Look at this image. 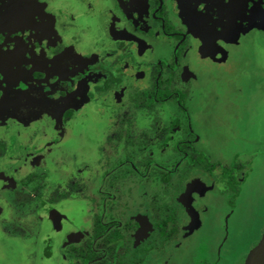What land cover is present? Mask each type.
I'll return each instance as SVG.
<instances>
[{
	"label": "flooded vegetation",
	"instance_id": "1",
	"mask_svg": "<svg viewBox=\"0 0 264 264\" xmlns=\"http://www.w3.org/2000/svg\"><path fill=\"white\" fill-rule=\"evenodd\" d=\"M4 1L0 0V160L10 156L11 152L10 150L7 153V134H1L8 126L2 128V123L6 124L5 119L10 118L23 97L26 98L27 88L34 89L35 84L48 91L46 82L49 80L50 88H55L56 101L50 102L48 98L30 96L29 99L36 101L39 110H42L44 105L48 112L51 109L50 113L59 128L64 124L67 111L72 108L78 113L74 116H78L85 106L92 111L89 112L92 118L95 115L101 116V121L104 122L106 113H111L118 121V124H107V130L98 133L95 138L97 154L96 157L94 155L96 160L91 166L94 171L92 169L90 173V178L94 181L90 187L93 188L92 195L84 193L81 182L86 179L79 176L76 178L80 182L69 185L70 192H54L50 195L49 188L46 187L47 198L44 200L46 203H43L46 209H43V218L49 219L54 239L64 234L63 240L66 238V241H55L59 252L54 254L52 244L50 245L51 239L46 236V240H43L46 249L43 260L51 263L56 257L58 263L68 261V264H194L198 259V264H208V260L201 262L200 254L204 250L203 255L207 259L211 258V251L206 254L205 251L208 248L213 251V247L204 243L203 248L200 245L198 251H191L190 259L181 254L187 242L203 233L209 216L207 207L211 206L212 219L218 221V216L223 220L220 226L223 238L219 240L217 259L209 264H226L227 259L223 251L233 236L240 188L256 173L252 159L245 156L246 161H242L239 154H236L230 164L220 160L214 161L210 155L195 148L200 139L196 141L194 131L188 133V128L183 130L176 116L172 117L176 127L170 126L153 132L160 140L157 144L147 132L133 135L131 130H127V126L132 123L126 119L127 109L130 106L140 112L141 117L153 127L159 120L158 105H165L173 100L178 109L185 113L183 103L187 94L173 92L169 88L178 69L179 59L185 55L199 54L208 58L210 63L218 62L223 65L229 62L232 49L242 46L243 41L250 36L257 38V35H264V0H187L193 5L181 6L189 7L188 15L180 14L177 11L178 6L175 9L179 16L182 15L180 18L184 23H192L185 30V24L177 28L171 22L166 0H63L60 4V0H38V6H42L46 13L52 16V21L46 25L40 22V17L35 22L34 18H31L32 21L25 19L23 9L17 6L14 11L4 13L1 5ZM176 1L181 3L184 0ZM97 8H101L105 14H101ZM206 10L209 12L207 16L203 15ZM138 13L148 19L149 28L138 22L140 19L135 16ZM84 19H87L86 24L82 23ZM181 20L177 21L180 23ZM58 22L62 23V28ZM21 25L29 27L31 37L23 35L26 32L23 27L18 29ZM151 26H155L157 30H150ZM37 29L40 31L37 32ZM90 29L93 33L88 31ZM131 29L135 33H131ZM140 36H146L151 42L139 39ZM173 37L176 38L175 41ZM256 38L253 39L255 44ZM157 41L166 45L170 52L164 51L163 55ZM217 53L219 57L216 59L213 54ZM115 54L132 58L136 67L135 73L138 72L136 76L140 79L146 77V72L154 74L158 71L155 79L157 90L159 79H162L163 89H167L170 94L167 98L155 97L157 102L153 111H142L136 109L133 103H127L131 91L126 90L127 87L111 96L104 91L105 81L109 79L108 72L111 75L114 69L111 58ZM152 54L169 57L158 58L153 64L147 60ZM246 59L248 60L244 67L239 69L240 73L238 71L233 81L228 82H233L236 86L237 90L233 95H241L242 102L238 104L247 107L244 110L247 120L251 116L253 101L256 98L264 99V68L254 61L250 53ZM151 66H156L157 71L149 72L147 67ZM110 67L112 71H109ZM259 67L263 70L258 71ZM63 70L68 76L69 84L64 80L58 83L55 78V73ZM119 71L123 74L127 72ZM186 71L192 75L188 63ZM163 72L169 74L167 80L163 79ZM257 73L261 75L257 77ZM49 76L53 78L49 79ZM66 87L73 90L66 94ZM122 92L124 96H121ZM121 98L124 101H121ZM111 99L113 103L119 102L117 108L110 106L108 101ZM91 100L97 105V110L89 108ZM27 110L31 111L28 107ZM186 114L188 126H191L190 113ZM81 115L84 117V113ZM106 118L113 120L110 115ZM118 125L121 126L120 130L115 129ZM10 138L15 139L12 136ZM136 140L139 141L137 145L134 144ZM113 142L115 146H112ZM108 144L112 146L113 156L116 159L122 157V160H110L111 156L104 151L105 147H109ZM151 145H154V148L149 150L148 146L152 147ZM41 149L43 148L40 146L37 153H27V166L32 171L40 162L34 161L33 158L45 156L46 152ZM136 151H141V154L134 155ZM163 158L169 159L170 162L164 163ZM18 172L16 169L10 173L9 178H0V204L9 210L10 216L13 215L5 193L10 187L17 185L15 174ZM30 173L28 176H31ZM204 173L209 175L210 184L201 178ZM64 194H68V197L63 198ZM54 197L56 201L52 204L50 200ZM216 202L222 203V207L226 206L225 209L218 210ZM76 203L88 207L86 217L81 221L90 218V223L84 222L86 226L74 220L77 215L71 217L68 213ZM30 219L35 220L34 216ZM12 223L7 235L17 234L23 237L25 229ZM36 225L35 220L34 224H26V227L33 229ZM262 229V237H259L256 244L251 245L250 242L249 251L239 264H246L249 255L262 244L257 246L264 240V225ZM67 237L76 241L68 240ZM30 238H33V234L23 237ZM263 254L264 252L260 261H264Z\"/></svg>",
	"mask_w": 264,
	"mask_h": 264
},
{
	"label": "rangeland",
	"instance_id": "2",
	"mask_svg": "<svg viewBox=\"0 0 264 264\" xmlns=\"http://www.w3.org/2000/svg\"><path fill=\"white\" fill-rule=\"evenodd\" d=\"M62 1L63 0H60L59 4ZM38 2V0H5L1 5L4 13L10 12L11 10L14 11L17 6L23 9L22 12L25 15V19L34 18L33 22H35L40 17V22L46 25L52 21V16H49L42 6L39 7L38 5L40 4H38ZM19 3L23 4L18 5ZM166 4L169 18L171 22L175 24V27L178 28L182 26V24H185L183 25V30H185L186 27L192 24L189 21L188 23H184V20L182 21L180 18L182 15L179 16L177 14L178 11L180 14L184 13L188 15L190 13L189 7H182L181 5H193L192 3L187 0L181 1V3H178L176 0H166ZM177 6L178 8L176 11L175 9ZM97 10H99L101 14H105L101 8H97ZM207 13H209L208 10H206V13L203 15L207 16ZM135 16L140 19L138 22L142 23L145 28H149V21L147 18H143L139 13ZM86 20L87 19H84L82 23L86 24ZM177 20H181V22L179 23ZM59 24V27L62 28V23L60 22ZM22 27L24 31H26L23 35L26 34L31 37V30H29V27L21 25L18 29ZM92 28H94V26H92ZM150 30L156 31L157 29L155 26H151ZM38 31L40 30L37 29V32ZM88 31L93 33L91 29ZM130 32L133 33L134 30L131 29ZM145 37L146 36H140L138 38L147 40ZM255 38L256 37L250 36L243 41L244 44L242 46L232 49L229 62L223 65L218 62L210 63L208 58L202 57L199 54L188 55L189 57L185 55V57L179 59L178 69L171 79L169 88L170 91L187 94L186 100L183 103V108H186L185 113L180 111L175 101L172 100L168 104L157 106L159 120H157L158 122L156 121L157 124L155 127L147 123L145 118L141 117V113L136 112L130 106H128V115L126 116V119L132 121L131 125H126L127 130H131L132 134L136 136L142 135L143 132H147L152 136L156 144L160 140L157 139L158 137H155L153 132H159L170 127L172 123L175 122L172 117L176 116L183 130L188 128V133L194 131L197 136L196 141L200 139L199 144H196L195 148L210 155L214 161L220 160L226 164H230L236 154H239L242 161H246L245 156L252 159L253 168L256 170V173L253 177H249L250 179L240 188L241 195L236 204L237 209L235 208L237 217L233 222V236L228 240V243L225 245V251H223L227 259L226 264H239L241 259H243L249 251L250 242L251 245H253L259 240L264 225V99L261 100L256 98V100L253 101L251 116L246 120L244 110H246L247 107L238 104V102H242V97L241 95L239 96V93H237L238 96L233 95V92L237 90L236 86L233 82H228L233 81V77L236 76L238 71L240 73L239 69L244 67L248 60L246 56L249 53L254 57V61L258 63L260 67L264 68V35H257L256 44L253 41ZM175 40L176 38L173 39V41ZM147 41L151 42L150 40ZM157 42L162 49L163 55L165 52H170V49H166V45H163L160 41ZM155 47L154 45V48ZM30 53L32 54V48ZM44 53H49V51H44ZM213 56L216 59L219 57L218 53L213 54ZM168 57L169 56L158 57L157 54H152L147 60L154 64L156 59H167ZM187 63L192 75L186 71ZM260 67L258 71L263 70ZM147 68L149 72L156 70V66ZM63 72L55 73V78L58 83L64 80L66 84H69L65 70H63ZM259 74L260 73H257V77L261 75ZM162 77L164 80H167L169 74L163 72ZM48 78L52 79L53 76H49ZM260 81L261 80H259V82ZM131 83L136 87L134 91H130L131 94L127 101L129 104L140 98L139 91L141 89L137 88L144 82L142 80L138 82L135 80L134 82L131 81ZM46 84H48V91L43 89L41 85L37 86L36 84L34 89L27 88L26 98L23 97L16 111L12 113L10 118L5 119L6 124L2 123L1 126L2 128L5 125L8 126L1 134L2 136L7 134L8 137L5 139L8 149L7 153H9L10 150L11 152L9 153L10 156H6L0 160V178L1 176L9 178L10 173L16 169H18L19 172L15 174V178L17 179L15 183L17 182V185L10 187L5 193V195L7 194L6 197L9 199L10 211L13 216H10L9 210L5 208L3 204H0V264H68V261L58 263L57 259H55L56 257H54L51 263H47L43 260V255H46L43 240H46V236L51 239L50 245L52 244L54 254L59 252L58 245L55 241L61 243L66 241V238L63 240L64 234L54 239L50 230L49 219L43 218L42 212L43 209H46L43 204L46 203L44 200L47 198L46 187L48 186V193L50 192V195L54 192H70L69 185L74 182H80L78 178H76L79 176L82 179H86L81 182L84 186V193L92 195L93 188L90 189V187L93 186L94 181L92 182L90 173L93 169L91 166L96 160L94 155L96 157L97 154V149L94 146L95 142H97L95 138L98 137V133L100 134L102 131L107 130L109 127H107V124H118L117 119H115L111 113H106L104 122L101 121V116L95 115L92 118L91 113H87L82 117L81 113V116L72 117L71 122L65 126L63 125L64 128H59L50 113L51 109L48 112L46 105H44L43 109L39 110V105L36 101L34 99H29L30 96L32 98H48L50 102L51 100L56 101L57 93L55 92V88H50L49 80ZM94 92L96 93V91ZM121 96H124L123 92ZM1 100L2 98L0 101ZM120 100L122 101L123 98ZM108 103H110L113 109L117 108L116 105L119 104V102L113 103L112 99L109 100ZM27 107L31 109L32 112L28 111ZM35 108H37L39 112H36L37 110H35ZM186 112L190 113L191 126H188L189 121ZM109 115L113 120H108V118H106ZM119 128H121L119 125L115 127L116 130ZM10 136L15 139L10 138ZM134 144H139V141L136 140ZM103 145H105L104 142ZM40 146L43 148L41 150L46 153L45 156H35L33 158L34 161L40 160V162L39 165H35L36 167H34L32 171L29 166H27L29 160L27 153L30 151L37 153V149H39ZM112 146H115L114 142ZM112 146L109 145V147L104 148V151H107L106 154L111 156L110 160L113 162L122 160V157L116 159L113 156ZM151 146L152 147L148 146L149 148H147L149 150L153 149L154 145ZM146 153H148V151H146ZM124 154H126V152ZM140 154L141 151L134 152L136 156ZM241 160L239 161L241 162ZM162 161L164 163L170 162L169 159L164 158ZM30 171H32V173H30ZM28 173H30L31 176H28ZM201 178L207 180L204 182L210 184L209 175L204 173V176L201 175ZM209 200L213 201V199ZM216 204L218 205V210H224L226 207H222V203L220 202H216ZM99 206H101V203H99ZM204 206L207 207L206 203H204ZM71 208V212L68 213L71 214V217L77 215L74 220H78L83 226H86L84 222L90 223V218L81 222L83 217H86L85 212H88V207L76 203ZM207 209L209 210V216H207L206 223L204 224L203 233L198 237H194L184 245L181 256L190 259L191 251L193 249L198 251L200 245L203 248L202 243H204L207 246H212L213 251L208 250L209 248L205 251V254L208 251L212 253V257L207 259V257L203 255V250V253L200 254V256H202L201 262H203V260H208L213 263L219 255V240L223 238V235L220 234V226L223 220L218 218V216L216 217L218 221L213 220L211 206L207 207ZM31 216H34L37 221V225L33 229L26 227V224L31 226L35 223V220L30 219ZM19 218H21L20 221ZM11 223L14 226L25 229V231H23V237L26 238L33 234V238L23 239V237L17 234H15V236L7 235L9 234L8 231H10L9 226ZM48 234H50V236ZM67 238L68 240L76 241L74 238ZM262 241L263 240H261L257 246L260 245ZM178 257H180L179 253ZM177 260L180 261L178 258ZM193 263L198 264V259Z\"/></svg>",
	"mask_w": 264,
	"mask_h": 264
},
{
	"label": "trees",
	"instance_id": "3",
	"mask_svg": "<svg viewBox=\"0 0 264 264\" xmlns=\"http://www.w3.org/2000/svg\"><path fill=\"white\" fill-rule=\"evenodd\" d=\"M111 62H112V67H114V69L111 75L108 72L109 79L108 81H105V84H104V91L107 92L106 93L107 95L109 94V96H111L113 93L115 94L119 90H122L123 88H126V87H127L126 90L134 91L136 86H133L131 81L134 82L136 80L138 82L139 80H142L144 83L137 88V89L139 88L141 89L139 91L140 98L133 102V105L136 109H139L142 111H144V109L146 111H153L152 109L157 102L155 97L167 98L169 96L170 93L168 92V90L163 89L162 79H159L158 90H157V84L155 83V79L157 78V73H158L157 70H156L157 72H155L154 74L146 72L145 73L146 77L140 79L136 76L138 72L135 73L136 67L134 65V62L132 61V58L130 59V58L124 57L123 55L115 54L111 58ZM102 64L103 63H101V65ZM119 70L121 71L126 70L127 72L126 74H123V72L121 73ZM109 71H112L111 67L109 68ZM104 76L106 77V73H104ZM132 77H134L133 78L134 80L132 79ZM72 90L73 89L66 87V94ZM130 94H128V96H130ZM88 106L89 108L92 107L96 110L98 109L97 105L95 104L93 100L90 101V105L88 104ZM89 112H92V111H90V109H88L86 106L82 108L81 110V113H84V114H87ZM74 114H75L74 109L66 112V115L63 121L64 126L67 125L69 122H71V119L74 116ZM63 125L60 127L62 128ZM176 126H177L176 122H173V124L171 125V127H176ZM67 197H68V194L63 195V198H67ZM55 201H56V198L54 197L53 199L50 200V203L53 204Z\"/></svg>",
	"mask_w": 264,
	"mask_h": 264
},
{
	"label": "water",
	"instance_id": "4",
	"mask_svg": "<svg viewBox=\"0 0 264 264\" xmlns=\"http://www.w3.org/2000/svg\"><path fill=\"white\" fill-rule=\"evenodd\" d=\"M263 243H264V240H263L262 244L258 247V249L253 250V252L248 257L246 264H264V261H260L261 260V254L264 252V244ZM263 256H264V254H263Z\"/></svg>",
	"mask_w": 264,
	"mask_h": 264
}]
</instances>
